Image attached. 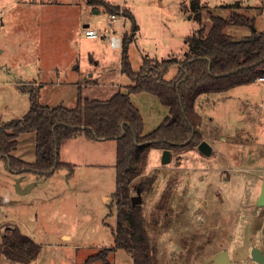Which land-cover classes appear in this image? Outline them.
I'll return each instance as SVG.
<instances>
[{"label": "rangeland", "instance_id": "obj_1", "mask_svg": "<svg viewBox=\"0 0 264 264\" xmlns=\"http://www.w3.org/2000/svg\"><path fill=\"white\" fill-rule=\"evenodd\" d=\"M106 1L119 4L120 13L130 10L122 38L131 37L128 58L134 73L140 72L145 59H183L189 50L187 38L201 28L190 10L193 0ZM236 3L243 7L227 8ZM201 4L207 27L212 24L210 15L227 18L237 11L256 21L248 28L230 27L231 37L264 31V0ZM109 14L87 0H0V123L25 117L33 89L39 90L42 105L68 108L76 107L79 97L108 100L118 92L127 93L134 81L122 71V51L111 50L103 38L85 36V25L102 29ZM177 70L178 65L172 66L165 80L173 79ZM130 97L143 117L144 135L169 116L168 107L154 94ZM196 110L202 118V138L213 146V154L206 156L195 146L172 153L171 162L164 164L163 150L153 149L131 186L133 197L139 183L150 179V189L141 192V205L155 264H216L214 259L225 250L231 258L228 264H258L252 249L264 253V206L257 205L264 180V83L203 94ZM102 145L100 154L109 162L116 154V141ZM35 148L36 134H22L14 155L34 162ZM78 173L71 180L64 169L50 178L20 176L1 158L0 244L5 234L20 229L42 246L40 264H83L114 247L116 207L110 209L116 189L114 166L91 170L82 166ZM34 184L28 193L21 192ZM64 232L71 241L62 238ZM0 264L20 263L2 255ZM94 264L133 260L125 250H117Z\"/></svg>", "mask_w": 264, "mask_h": 264}, {"label": "trees", "instance_id": "obj_2", "mask_svg": "<svg viewBox=\"0 0 264 264\" xmlns=\"http://www.w3.org/2000/svg\"><path fill=\"white\" fill-rule=\"evenodd\" d=\"M87 3L95 9L103 7L110 14L119 12V5L106 0H87ZM203 7L201 0L191 3L190 10L201 28L187 38L189 50L183 59H145L140 72L134 73L128 58L131 37L123 40L122 71L134 81L127 93L118 92L108 100L79 97L76 107L67 108L42 105L39 90L33 89L31 107L25 117L0 123V159L17 175L29 173L45 178L64 169L68 170L70 179L75 166L60 159L65 141L79 135L116 141V189L110 206V209L116 207V225L111 228L115 246L90 256L83 264L106 261L117 250H125L133 264L156 263L144 208L133 206L131 201V186L141 176L151 150L169 149L175 153L198 146L203 140L199 129L202 118L196 110L198 98L264 77V31L241 37L240 43H231L236 38L227 33L230 27H252L256 19L233 11L227 18L210 15L212 24L207 27L203 25ZM229 7L243 6L236 3ZM174 65L179 67L177 75L165 80L167 71ZM137 93L154 94L169 109L166 120L148 135H144L143 117L131 101L130 95ZM30 133L36 134V158L32 163L14 155L20 135ZM149 183L150 179L143 180L135 188L136 192L149 190ZM40 252L41 246L20 229L5 234L0 244V255L20 264H30Z\"/></svg>", "mask_w": 264, "mask_h": 264}, {"label": "crops", "instance_id": "obj_3", "mask_svg": "<svg viewBox=\"0 0 264 264\" xmlns=\"http://www.w3.org/2000/svg\"><path fill=\"white\" fill-rule=\"evenodd\" d=\"M111 4H113V3H111ZM115 5H119V4H115ZM122 5H124V4H121V6ZM128 11L130 12V10H128ZM126 14H127L126 16H130V13L129 14L126 13ZM124 18L126 19V17H124ZM124 27H125V23L123 22L122 24L119 25L118 28L115 29V31L117 32L118 35H123ZM135 29H137V27ZM132 37H134V36L132 35ZM103 39L107 42L108 41V36H104ZM110 49H111V47H110ZM119 50L122 51V48L119 49ZM121 54H122V52H121ZM178 58H180V57H178ZM138 94H142V93H138ZM131 99H132V97H131ZM45 106H47V105H45ZM59 106H63V105H59ZM49 107H51V106H49ZM55 107H57V106H55ZM19 138H18V140H19ZM105 141H113V140H94V139H89V138H87L84 135L74 136L73 138L65 141L62 144L61 150H60V159L64 163L73 164L75 166L74 174H75V176L77 175V177H78V174H79L78 171L81 169L82 166H85V167L89 168V170H91V169H94V168L103 169V168H106L109 165H112V166H114L115 173H116V154L113 155V157H111L109 162L107 160V157L104 158L103 155L100 154V149H103V145L102 144L105 143ZM84 148L87 149V150H92L93 149V150H95V153H93V154L92 153H86V152L83 153L82 150ZM116 149H117V145H116ZM96 152H97V154H96ZM17 158H19V159H21V160H23L25 162H29V161L24 160L23 158H20V157H17ZM29 163H32V162H29ZM24 175L25 174L20 175V176H24ZM75 176L73 175L71 179L76 178ZM50 177H52V176H50ZM22 179H23L22 181L25 180V178H22ZM34 185L36 186V184H34ZM34 187L31 188V186H30L31 189H33ZM109 199H110L109 197H105L104 198L105 201H108ZM110 215L112 216V212H110ZM62 238L65 239L68 242L71 241V239H72L71 235L68 232H64L62 234ZM31 239H33V238L31 237ZM33 240L35 241V239H33ZM37 244L40 245L39 243H37ZM42 249L43 248L41 246V252L39 253L37 259L32 261L30 264H40V259H41V256H42ZM0 258H2V255H0Z\"/></svg>", "mask_w": 264, "mask_h": 264}, {"label": "water", "instance_id": "obj_4", "mask_svg": "<svg viewBox=\"0 0 264 264\" xmlns=\"http://www.w3.org/2000/svg\"><path fill=\"white\" fill-rule=\"evenodd\" d=\"M85 27H89V25H85ZM242 40H243L242 38H236V39L231 40V43H240ZM198 149L201 153H203L206 156H210L214 152L213 146L205 140L201 141V143L198 145ZM171 159H172L171 150H169V149L163 150V153H162L163 163L164 164L170 163ZM20 182H21V179L17 180V188L18 189L20 188ZM34 186L35 185H31V188ZM31 188H28L27 190H24L21 192L22 193H28L29 191H31ZM131 201H132L133 206H137V205L142 204L143 199H142L140 189L137 190V195L133 196ZM257 205L259 207L264 206V180H263L262 190H261L260 196H259L258 201H257ZM252 259L254 261H256L258 264H264V253H263V251L260 248L254 247L252 249ZM230 261H231V258L229 256V252L227 250L221 252L214 259V262L216 264H228Z\"/></svg>", "mask_w": 264, "mask_h": 264}, {"label": "built area", "instance_id": "obj_5", "mask_svg": "<svg viewBox=\"0 0 264 264\" xmlns=\"http://www.w3.org/2000/svg\"><path fill=\"white\" fill-rule=\"evenodd\" d=\"M125 12H118L114 14H109V21L104 28H91L90 26L85 28V36L88 39H101L104 36H108V42L113 50H119L123 45L122 35H118L114 29L115 23L124 22ZM257 82L264 83V77H260Z\"/></svg>", "mask_w": 264, "mask_h": 264}, {"label": "flooded vegetation", "instance_id": "obj_6", "mask_svg": "<svg viewBox=\"0 0 264 264\" xmlns=\"http://www.w3.org/2000/svg\"><path fill=\"white\" fill-rule=\"evenodd\" d=\"M227 197L225 196V199H226Z\"/></svg>", "mask_w": 264, "mask_h": 264}]
</instances>
